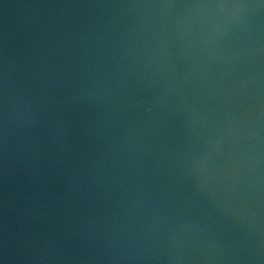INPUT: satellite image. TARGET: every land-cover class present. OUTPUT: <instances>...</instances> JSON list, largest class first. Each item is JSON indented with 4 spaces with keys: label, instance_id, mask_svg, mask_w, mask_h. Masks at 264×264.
Masks as SVG:
<instances>
[{
    "label": "water",
    "instance_id": "95a60500",
    "mask_svg": "<svg viewBox=\"0 0 264 264\" xmlns=\"http://www.w3.org/2000/svg\"><path fill=\"white\" fill-rule=\"evenodd\" d=\"M0 264H264V0H0Z\"/></svg>",
    "mask_w": 264,
    "mask_h": 264
}]
</instances>
